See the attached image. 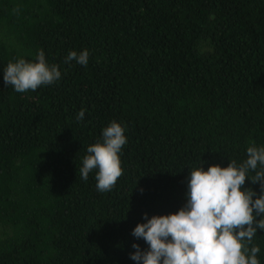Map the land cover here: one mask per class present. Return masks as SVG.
<instances>
[{
  "label": "trees",
  "instance_id": "obj_1",
  "mask_svg": "<svg viewBox=\"0 0 264 264\" xmlns=\"http://www.w3.org/2000/svg\"><path fill=\"white\" fill-rule=\"evenodd\" d=\"M40 49L61 78L17 93L4 69ZM85 49L87 66L66 62ZM112 121L123 175L101 193L97 170L84 181L78 169ZM253 144L264 147V0H0V264H137L145 214L177 213L191 169L239 166ZM254 175L242 191L255 200ZM251 246L264 264V230Z\"/></svg>",
  "mask_w": 264,
  "mask_h": 264
},
{
  "label": "clouds",
  "instance_id": "obj_2",
  "mask_svg": "<svg viewBox=\"0 0 264 264\" xmlns=\"http://www.w3.org/2000/svg\"><path fill=\"white\" fill-rule=\"evenodd\" d=\"M13 11L18 13L19 8ZM71 61L87 66L89 51H70L66 62ZM60 78L58 66L47 64L43 49L34 62L21 58L4 69L5 84L17 93L36 91ZM85 111L80 110L78 120L84 119ZM102 136V143L87 148L78 169L84 181L97 170L96 188L101 193L111 191L123 175L119 153L127 143L125 129L116 121L102 130ZM249 171L255 173L251 182L259 183L264 193V147H248L247 159L239 166L232 160L226 168L213 165L207 171L202 166L191 169L187 203L174 214L151 219L145 214L147 223L138 224L132 235L143 239L148 250L133 244L135 252L130 258L137 264H260V248L248 246L257 229L264 230V194L254 200V191H242Z\"/></svg>",
  "mask_w": 264,
  "mask_h": 264
}]
</instances>
